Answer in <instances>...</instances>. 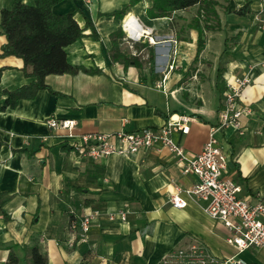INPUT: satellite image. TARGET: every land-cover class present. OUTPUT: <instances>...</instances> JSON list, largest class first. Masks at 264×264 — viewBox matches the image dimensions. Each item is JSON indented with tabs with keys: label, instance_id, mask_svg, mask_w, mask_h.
Masks as SVG:
<instances>
[{
	"label": "crops",
	"instance_id": "1",
	"mask_svg": "<svg viewBox=\"0 0 264 264\" xmlns=\"http://www.w3.org/2000/svg\"><path fill=\"white\" fill-rule=\"evenodd\" d=\"M11 1L0 0V10ZM20 1L33 4V0ZM247 1L250 15L233 13ZM150 4L151 0H59L51 7L56 15L76 9L79 20L88 18L97 39L83 37L67 46L66 59L71 65L101 72L47 75L45 84L59 94L40 90L33 99L0 109V191L10 195L0 208V264H7L10 250L17 264H23L26 251L34 245L45 252L46 264H160L173 251L191 244L218 259L234 256L241 264H264V246L236 254L226 242L228 229L202 211L203 202L189 201L182 209L168 204L174 185L188 187L196 177L182 173L167 150L95 161L72 147L82 134L157 128L170 115L182 114L191 118L189 131L173 137L187 155L194 156L209 129L218 124L226 81L249 74L252 81L241 100L252 114L239 119L240 131L223 127L214 137L229 157L226 175L240 186L239 197L250 202L263 198L264 29L254 20L261 0H228L227 14L219 11L220 29L203 30L202 49L190 70L198 32L186 24L197 7L150 19L145 15ZM125 6L121 20L109 15ZM126 21H132L134 32L124 30ZM118 28L123 31L119 50L138 58L140 73L133 64L124 67L109 59L110 34ZM139 29L138 36H143L135 41L133 34ZM219 39L223 47L214 49ZM5 41L0 35V47ZM173 46V69L162 81ZM22 64L15 56L0 58V67L6 68L0 90H13L32 80L21 74ZM3 100L0 94V107ZM51 118L75 121L72 137L67 130L52 129L47 124ZM92 210L101 214L81 242L71 225ZM119 212L126 213L124 220L118 218ZM109 213L114 214L113 221L107 219Z\"/></svg>",
	"mask_w": 264,
	"mask_h": 264
},
{
	"label": "built area",
	"instance_id": "2",
	"mask_svg": "<svg viewBox=\"0 0 264 264\" xmlns=\"http://www.w3.org/2000/svg\"><path fill=\"white\" fill-rule=\"evenodd\" d=\"M258 28L264 29V0L254 15ZM124 30L134 32L132 21L123 23ZM143 35H135L139 41ZM149 42L154 43L152 38ZM160 42V41H159ZM172 44H176L171 39ZM175 57L174 46L167 54V63L164 67L165 79L167 72L173 69ZM249 74L233 77L226 81L223 92L222 104L218 110V124L211 127L207 140L200 152L194 156L185 153L183 147L174 139V134L186 135L189 131L191 118L187 115H170L157 128H142L129 131L120 130L115 133H86L79 136L72 143V147L81 156H86L98 161L109 155H131L141 151L161 152L167 150L175 157L181 166L182 173L193 174L196 181L188 187L174 185L169 194L168 204L174 209H182L188 202H203L202 211L211 219L221 223L228 229L229 235L226 242L233 246L236 254L250 248L264 246V196L262 199L250 202L239 197L240 186L226 175L229 157L218 145L214 134L223 127L235 130L241 129L239 119L251 115L252 110L248 105H242L241 95L243 90L251 83ZM157 87H161L158 84ZM125 120L124 122H126ZM47 124L56 130H67V136L72 137L71 130L75 125L72 120H47ZM97 210L89 211L80 217V221L71 226L78 233V240H86L89 228L100 216ZM125 212H119L118 218L124 220ZM107 219L113 221L114 214H107ZM165 264H241L240 259L234 256L227 259H218L208 254L197 244L173 251L164 258Z\"/></svg>",
	"mask_w": 264,
	"mask_h": 264
},
{
	"label": "trees",
	"instance_id": "3",
	"mask_svg": "<svg viewBox=\"0 0 264 264\" xmlns=\"http://www.w3.org/2000/svg\"><path fill=\"white\" fill-rule=\"evenodd\" d=\"M59 0H33L32 5L20 0H12L8 8L0 10V35L6 39L0 47V58L15 56L22 60L21 74L32 80L13 90H0L4 96L0 109L14 108L21 100L33 99L40 90H47L52 94H59L51 90L44 82V77L50 74H70L78 72L87 74L100 73V69H86L77 65H71L66 59V48L83 37L97 39L88 18L79 20L77 10L74 9L64 14H53L51 7ZM228 0H151L150 6L145 10V15L150 18L172 17L176 12L187 11L191 7H197L195 15L186 24L189 29L198 32L196 54L192 64L197 61L201 51L204 31H217L220 29V16L227 14ZM127 7L110 13L116 19H122ZM240 16H248L252 13L250 2L233 11ZM123 37V31L118 28L110 34L111 48L108 56L111 62L120 63L124 67L133 64L139 73L142 63L136 56L122 53L119 50V41ZM150 69L153 66V55L148 56ZM6 68L0 67V77ZM154 113L163 116L159 111ZM164 117V116H163ZM1 145V142H0ZM10 195L0 191V208L9 200ZM5 218L6 214L4 212ZM7 264H17L18 258L10 250L6 258ZM45 252L36 245L30 247L23 258V264H46ZM160 264H165L163 261Z\"/></svg>",
	"mask_w": 264,
	"mask_h": 264
},
{
	"label": "rangeland",
	"instance_id": "4",
	"mask_svg": "<svg viewBox=\"0 0 264 264\" xmlns=\"http://www.w3.org/2000/svg\"><path fill=\"white\" fill-rule=\"evenodd\" d=\"M223 47V42L219 39L218 41H217V43L216 44H214V46H213V48L214 49H221ZM214 76H215V74H214ZM213 80H214V77H213Z\"/></svg>",
	"mask_w": 264,
	"mask_h": 264
},
{
	"label": "bare ground",
	"instance_id": "5",
	"mask_svg": "<svg viewBox=\"0 0 264 264\" xmlns=\"http://www.w3.org/2000/svg\"><path fill=\"white\" fill-rule=\"evenodd\" d=\"M129 19V18H128ZM136 33V32H135ZM138 34H142V31L139 29L138 31H137V33H136V35H138Z\"/></svg>",
	"mask_w": 264,
	"mask_h": 264
}]
</instances>
